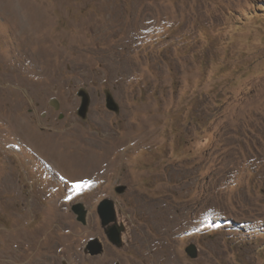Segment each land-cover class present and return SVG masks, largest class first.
Segmentation results:
<instances>
[{"label": "rangeland", "instance_id": "1", "mask_svg": "<svg viewBox=\"0 0 264 264\" xmlns=\"http://www.w3.org/2000/svg\"><path fill=\"white\" fill-rule=\"evenodd\" d=\"M104 197L130 264H163L158 207L181 216L171 264H264V0H0V264H105L71 210Z\"/></svg>", "mask_w": 264, "mask_h": 264}, {"label": "flooded vegetation", "instance_id": "2", "mask_svg": "<svg viewBox=\"0 0 264 264\" xmlns=\"http://www.w3.org/2000/svg\"><path fill=\"white\" fill-rule=\"evenodd\" d=\"M99 203L100 200L97 203H95V210L93 211V217L91 218L92 222H90L89 220L90 210L87 206L86 207L88 209V213H87L86 223H82L81 221L77 220L76 215L74 213L76 221L78 223H81L87 230V232L84 231V233L80 235V239H82L83 242L80 245L76 244L75 245L76 248L74 249L76 250L81 249L83 253L82 255L85 258L101 257L105 262V264H130L129 255L127 256V252H130L132 242L136 238L134 236V233H136V236L138 234L137 227H135L134 224H132L133 227L129 226L128 217L125 216L126 213L120 207L119 208L122 211L120 212L118 210V212H116V217L114 219L110 220L109 222H105V219L101 215V211H99L98 209ZM129 214L130 213L127 212L126 215ZM76 227L79 228L77 224ZM114 235L121 236V239L126 237L127 239L130 238L131 242H129V244L128 243L125 244L123 242L122 246H118L109 239L111 238V236ZM93 239H97L98 241L97 243L101 244V249L97 254H93V250L95 247L90 242ZM126 246H129L127 249L128 251L124 250ZM52 260L53 259H49L48 263L56 264V262H52ZM62 264H66L65 261H62ZM134 264H146V263L139 258Z\"/></svg>", "mask_w": 264, "mask_h": 264}, {"label": "bare ground", "instance_id": "3", "mask_svg": "<svg viewBox=\"0 0 264 264\" xmlns=\"http://www.w3.org/2000/svg\"><path fill=\"white\" fill-rule=\"evenodd\" d=\"M46 151H47V149H46ZM51 152H53V151L51 150ZM61 155H62V153H61ZM91 160L93 161V159L90 155H87L84 153L73 154L72 157L67 160V168L69 169L68 166L71 165V169L74 170L75 176L85 175V173H89L88 172L89 170L88 171L86 170L87 165H89V164L94 165L93 162L92 163L90 162ZM60 167H63L62 163H61ZM95 168H96V166H95ZM155 210H157V211H155V214L157 216H159L160 218H159V220L153 221V223H152L153 225L152 224L149 225L151 233H150V231L148 233V236H149L148 239L149 240H148V245H147V252L155 260L160 261L161 263L163 262V264H171V262H174V260H175V254L173 252V245L174 244L171 241V239L173 238V236H175L176 230L180 229L179 226L181 223V216L179 213L176 214V213H173L171 210H168L165 208L162 209L161 207H158V209L155 208Z\"/></svg>", "mask_w": 264, "mask_h": 264}, {"label": "water", "instance_id": "4", "mask_svg": "<svg viewBox=\"0 0 264 264\" xmlns=\"http://www.w3.org/2000/svg\"><path fill=\"white\" fill-rule=\"evenodd\" d=\"M78 95L81 97V104L77 110V114L82 118H87V113L90 107L91 103V97L89 92L86 88L81 87L78 90ZM105 96H106V106L109 108V110L119 112L120 106L118 102L115 100L112 92L110 89L105 90ZM55 108H59V104L57 102L53 103ZM124 185H119L116 187L117 192H123L125 190ZM86 204L82 201H76L71 205V210L73 213H75L77 220L81 221L82 223H86L87 221V213L88 209L85 206ZM99 211H101L102 217L105 219V222H109L110 220L114 219L116 217V212L118 210L121 212L122 210L118 207L115 200L111 197H104L100 200V203L98 205ZM123 213V212H122ZM113 243L117 244L118 246H122L123 242L125 243L124 239H121V236H111L109 238ZM94 245L93 254L99 253L101 249V244L97 243V239H93L90 241ZM187 253L191 257H197L198 254V247L196 244L191 243L186 247Z\"/></svg>", "mask_w": 264, "mask_h": 264}]
</instances>
